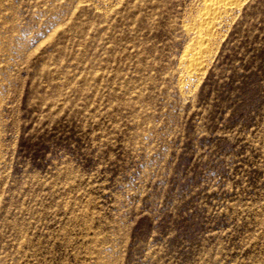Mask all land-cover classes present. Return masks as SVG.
<instances>
[{
	"label": "rangeland",
	"instance_id": "1",
	"mask_svg": "<svg viewBox=\"0 0 264 264\" xmlns=\"http://www.w3.org/2000/svg\"><path fill=\"white\" fill-rule=\"evenodd\" d=\"M208 1L0 0V264H264V0Z\"/></svg>",
	"mask_w": 264,
	"mask_h": 264
},
{
	"label": "bare ground",
	"instance_id": "2",
	"mask_svg": "<svg viewBox=\"0 0 264 264\" xmlns=\"http://www.w3.org/2000/svg\"><path fill=\"white\" fill-rule=\"evenodd\" d=\"M206 1V0H205ZM238 0H209L206 4H205V12L202 15V24H207L209 23V21L211 22V20H215V19H219L220 16L223 13H226L229 11L230 8H232L233 5H235L237 3ZM204 4V3H203ZM230 12V11H229ZM219 21V20H218ZM199 23V25H202ZM212 25V24H211ZM211 29V28H210ZM201 49V48H200ZM202 50V49H201ZM195 52V51H194ZM195 54V53H194ZM197 54V53H196ZM201 54V53H200ZM200 56V55H198ZM194 60H192L191 66H193L195 68V66L197 67L198 65V61L196 58H193ZM196 59V60H195ZM201 63V62H199Z\"/></svg>",
	"mask_w": 264,
	"mask_h": 264
}]
</instances>
